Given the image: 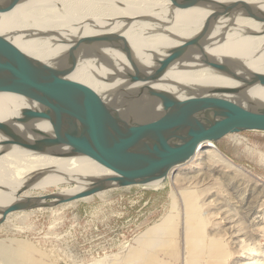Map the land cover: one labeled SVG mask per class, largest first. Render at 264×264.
Returning <instances> with one entry per match:
<instances>
[{
	"label": "bare ground",
	"instance_id": "obj_1",
	"mask_svg": "<svg viewBox=\"0 0 264 264\" xmlns=\"http://www.w3.org/2000/svg\"><path fill=\"white\" fill-rule=\"evenodd\" d=\"M210 1L229 3L237 0ZM246 1L260 4L264 10V0ZM215 9L217 5L213 3L179 9L173 7L170 0H0V32L11 34L12 43L34 58L52 65L71 67L73 73L69 78L84 83L114 102L124 92L123 81L115 80V76L117 69L131 66L127 55L141 64L155 66V58L166 56L169 50L185 40L208 31L203 40V51L193 54L185 63L171 65L159 83L154 85L169 97L183 100L200 96L213 87L241 85L204 64L206 55L216 62L231 65L244 76L264 73V13L215 17ZM96 34L105 37L101 55H98L97 45H91L85 39ZM145 84L131 87L129 110L146 122H153L162 114V107L147 94ZM245 97L264 103V86L256 85L244 91L242 98ZM29 106L38 105L21 95L1 92L0 121L31 135L28 125L17 122L23 109ZM35 128L52 134L48 122H39ZM201 154H204L202 162L210 171H217L216 166L242 171V167L227 158L214 142L201 144L193 159ZM107 173L89 157H54L17 146L7 150L0 146V207L23 200L33 191L59 188L62 182L76 183L72 188H62L64 193L74 192ZM37 176H40V181L19 195L18 191ZM222 176L224 183L230 178L229 173H222ZM233 177L230 183L227 182L232 191V197H229L238 202L236 212L252 227L248 236L238 239L241 252L252 256L235 264H264V188L259 190L261 184ZM156 184L158 182L153 183ZM214 200L228 203L226 196L220 195ZM220 216L225 221V217ZM231 236V232L226 230L222 241ZM8 241L0 240V247L6 248L4 244ZM30 261L33 262L32 259ZM115 263L125 264V259H109L104 264ZM90 264L102 263L97 260Z\"/></svg>",
	"mask_w": 264,
	"mask_h": 264
},
{
	"label": "water",
	"instance_id": "obj_2",
	"mask_svg": "<svg viewBox=\"0 0 264 264\" xmlns=\"http://www.w3.org/2000/svg\"><path fill=\"white\" fill-rule=\"evenodd\" d=\"M175 8L187 9L204 4H216L214 16L235 17L264 13L260 4L246 0L229 3L210 0H170ZM207 26L209 22L207 21ZM208 31L185 40L166 56L155 58V66L141 64L127 55L131 66L116 70L115 80L123 81V94L107 100L89 86L69 78L73 69L66 64L52 65L23 52L10 39L11 34L0 32V93L26 97L38 106L25 107L17 122L30 127L31 135L23 134L8 122L0 121V146L3 150L17 146L28 151L54 157L85 156L107 170L99 180L74 192L59 191L27 196L0 207V223L16 211L53 207L85 199L107 190L131 185H153L167 181L171 173L190 162L201 144L216 142L224 136L245 130L264 131V103L242 98V93L256 85L264 86V73L244 76L227 63L203 58V63L223 73L241 85L213 87L200 96L172 98L154 87L166 70L185 63L202 52ZM99 52L105 48L102 34L86 36ZM146 83L147 94L162 107V114L146 122L132 113L131 87ZM142 91V90H141ZM48 122L49 134L35 125ZM37 176L18 191L22 194L39 182ZM61 184V185H62ZM1 189V188H0Z\"/></svg>",
	"mask_w": 264,
	"mask_h": 264
},
{
	"label": "rangeland",
	"instance_id": "obj_3",
	"mask_svg": "<svg viewBox=\"0 0 264 264\" xmlns=\"http://www.w3.org/2000/svg\"><path fill=\"white\" fill-rule=\"evenodd\" d=\"M214 143L242 171L223 166L210 171L201 154L178 166L160 184L113 188L53 207L13 212L0 223V240L9 239L6 248L0 247V264H90L97 260L104 264L109 259H125V264L246 261L252 255L241 252L238 239L248 236L252 227L236 212L239 205L230 198L227 182L235 176L261 184L259 190L264 188V131L232 133ZM222 173L230 174L225 183ZM67 185L73 184L33 191L30 196ZM220 195L228 197L227 204L214 200ZM226 230L232 236L222 241Z\"/></svg>",
	"mask_w": 264,
	"mask_h": 264
}]
</instances>
